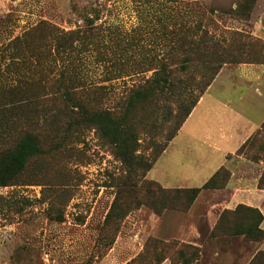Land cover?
Returning <instances> with one entry per match:
<instances>
[{
    "label": "rangeland",
    "instance_id": "obj_1",
    "mask_svg": "<svg viewBox=\"0 0 264 264\" xmlns=\"http://www.w3.org/2000/svg\"><path fill=\"white\" fill-rule=\"evenodd\" d=\"M94 16L93 34L82 43L60 49L51 40L61 30L85 29L83 20ZM195 24L221 42L242 36L253 42L248 50L224 56L228 62L221 68H226L213 87L230 85L228 71L239 64H264V38L258 34L264 27V0H0V108L5 107L0 131L5 145L16 140L18 126L37 128L33 118L39 131L54 136L41 135L40 153L29 156L18 177L0 186V264H157L165 256L167 264H182L173 253L181 244L198 249L192 264L228 262V255H222L227 248L235 252L232 264H248L264 251L245 253L243 245L257 241L241 235L211 236L221 213L234 208L220 210L211 228L203 210L197 221L200 236L182 242L169 217L157 221L166 210L156 214L142 194L150 152L155 144L166 143L176 99L160 109L138 103L118 113L119 98L128 85L151 74L149 64H141L144 60L187 57L186 29ZM72 68L85 84L107 87L90 94L92 103L93 98L101 101L98 107H73L94 123L72 119L69 125L65 113L45 117L49 112L39 105L56 88L44 77ZM171 68L175 77L187 76L191 69ZM119 72L122 76L110 78ZM100 108L115 112L114 117L96 121ZM166 149L159 167L167 165L169 145ZM254 162L264 166L260 159ZM217 189L210 203L228 196ZM152 201L157 205V199ZM174 219L180 223L181 216ZM226 228L222 224L219 230ZM159 242L170 248L158 251L154 244ZM217 248L221 253L215 257Z\"/></svg>",
    "mask_w": 264,
    "mask_h": 264
},
{
    "label": "trees",
    "instance_id": "obj_2",
    "mask_svg": "<svg viewBox=\"0 0 264 264\" xmlns=\"http://www.w3.org/2000/svg\"><path fill=\"white\" fill-rule=\"evenodd\" d=\"M96 19L97 17L95 16L86 17L83 20L84 25H86L85 29L76 28L71 31L61 30L57 32L51 40L55 42L57 48H72L73 42L76 41V43H79V41H81L82 43L85 38L93 34L95 29L93 23ZM44 25L48 24L44 23ZM186 32L189 38L184 45L186 47L187 57L183 59L170 58L168 61L155 58L150 61L144 60L141 64H149L148 66L152 70L151 74L145 75L138 83L135 82L128 85L119 98V103H121L118 113L138 103H150L154 107L156 105V108L160 109L166 106L165 103L168 100L176 99V113L174 115L171 132L166 138V143L161 146L155 144L152 147V151L150 152L152 162L147 166L146 172L151 168L188 117L198 99L206 91L219 72L222 64L228 62L224 56H228L231 52L236 50H248L252 47L253 43L244 36H242L239 41L221 42L215 39L213 36L214 34L207 28L201 26V24H195L189 27L186 29ZM46 65L48 66V64H45V67ZM116 65L117 68L122 67V63H116ZM167 66H169V69H167ZM171 66L191 69L187 76L175 77L172 76L173 68L170 69ZM146 71L147 69L142 70V72ZM120 76H122L121 72L115 75L112 74L110 78L116 79ZM44 78L46 83H52L56 87L55 91L49 93L48 96H43L45 98L42 97L39 103L40 107L45 108V110L42 111L49 112V114H44L45 117H57L58 114L55 116L52 112H63L66 114L69 125L72 123V119H82L83 122L94 123L92 117H83V114L79 115V113L73 110V107L86 109L92 104L98 107L101 101L93 98L92 103L90 94L93 89H107L106 86L102 85L100 87L97 85L85 84L76 68H72L71 70L66 69V72H61L57 76L48 74ZM3 108L5 107H1L0 110H3ZM29 111L31 112V110ZM95 113H97L96 116H94L96 121L101 118L110 119L115 115V112L101 108L96 109ZM31 122L38 128V120H34L33 118ZM25 126L29 125L24 124L18 126L17 135L15 134L16 140L9 145H5L6 140L3 138L5 132L0 131V186L8 185L7 182L9 179V182H12V179L18 177L29 156L40 153L38 138H40L41 135L43 137H54L50 135L52 133L50 131H39L37 128L27 131ZM127 134L129 133H126L122 141L123 144L128 141ZM256 151H258V155H256ZM124 153L125 151H123V154ZM236 153L252 161L260 159L264 162V121L261 124L259 132L256 133L255 136L249 137L241 144ZM229 177L230 171L225 166H221L200 187L165 188L158 182L149 179L148 185L146 187L144 186L145 189L142 194H144L145 199H147L149 205L158 215L164 210L185 212L190 208L202 188H223L226 186ZM151 185H153V187H150ZM257 185L259 188H264V168L258 178ZM154 199H157V205L152 201ZM262 219L263 216L257 208L239 204L233 210H224L221 213L212 229L211 236L241 235L245 240L258 242L264 238V230L260 228ZM222 224L226 225L227 228L220 231L219 229ZM154 247L162 252L168 250L170 244L159 242L155 243ZM185 247L191 249L190 246L181 244V246L179 245L178 248L176 247L173 250V253L180 256L178 259L181 258V260H178V262L182 264H192V262L197 259L199 251L196 248H192L191 251L187 253ZM186 254L188 256H186ZM260 255L263 256L258 258ZM165 258L163 257L160 261H157V264L162 262ZM256 261L264 262V251L257 253L248 264H255ZM130 263L131 261L126 264Z\"/></svg>",
    "mask_w": 264,
    "mask_h": 264
},
{
    "label": "crops",
    "instance_id": "obj_3",
    "mask_svg": "<svg viewBox=\"0 0 264 264\" xmlns=\"http://www.w3.org/2000/svg\"><path fill=\"white\" fill-rule=\"evenodd\" d=\"M258 34L264 38V27ZM225 68L219 70L169 141V157L165 159L167 165L159 167L168 145L146 172L148 179L162 187L190 188L202 186L221 166L230 171L229 180L222 188L228 191L224 200L210 203L211 196L219 189L202 188L187 211L166 210L157 218V221H161L169 217V225L176 226L173 229L175 237L182 242H191L192 238L200 236L197 221L203 210L211 228L220 210L233 209L239 204L257 208L261 212L263 219L260 228L264 230V188L257 185L264 166L236 153L264 121V64H239L236 70L228 71L230 85L213 87ZM176 216H181L180 223L172 222ZM251 248L254 249L253 254L264 250V238L260 242L243 245L245 253ZM219 253L218 248L213 251L215 257ZM233 253L230 248L222 250V255H228V262H213L232 264ZM198 260L201 262L202 259ZM160 264L167 263L162 261Z\"/></svg>",
    "mask_w": 264,
    "mask_h": 264
}]
</instances>
